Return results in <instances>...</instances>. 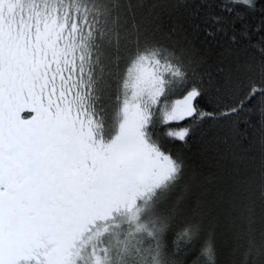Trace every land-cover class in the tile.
I'll return each mask as SVG.
<instances>
[{"label":"snow or ice","instance_id":"6c2138e0","mask_svg":"<svg viewBox=\"0 0 264 264\" xmlns=\"http://www.w3.org/2000/svg\"><path fill=\"white\" fill-rule=\"evenodd\" d=\"M0 264H264V0H0Z\"/></svg>","mask_w":264,"mask_h":264}]
</instances>
